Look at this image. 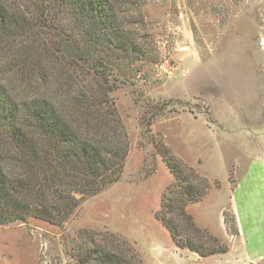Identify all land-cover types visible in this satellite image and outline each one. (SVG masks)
<instances>
[{"label": "rangeland", "instance_id": "rangeland-1", "mask_svg": "<svg viewBox=\"0 0 264 264\" xmlns=\"http://www.w3.org/2000/svg\"><path fill=\"white\" fill-rule=\"evenodd\" d=\"M138 1L127 11L148 56L110 94L129 142L120 179L75 193L57 225H0V264H80L79 249L124 241L139 264H264V0ZM160 213L226 252L178 248Z\"/></svg>", "mask_w": 264, "mask_h": 264}, {"label": "trees", "instance_id": "trees-1", "mask_svg": "<svg viewBox=\"0 0 264 264\" xmlns=\"http://www.w3.org/2000/svg\"><path fill=\"white\" fill-rule=\"evenodd\" d=\"M138 2L0 0V225H57L76 208L75 193L93 196L120 179L129 142L110 94L148 56L127 11ZM164 215L156 219L178 248L226 252L214 239L204 249L180 237ZM123 243L79 249L80 264H139Z\"/></svg>", "mask_w": 264, "mask_h": 264}]
</instances>
